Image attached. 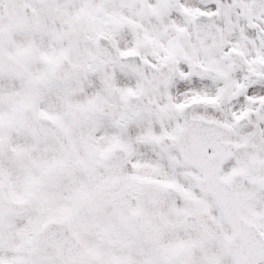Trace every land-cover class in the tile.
<instances>
[{
    "label": "snow or ice",
    "instance_id": "snow-or-ice-1",
    "mask_svg": "<svg viewBox=\"0 0 264 264\" xmlns=\"http://www.w3.org/2000/svg\"><path fill=\"white\" fill-rule=\"evenodd\" d=\"M0 264H264V0H0Z\"/></svg>",
    "mask_w": 264,
    "mask_h": 264
}]
</instances>
